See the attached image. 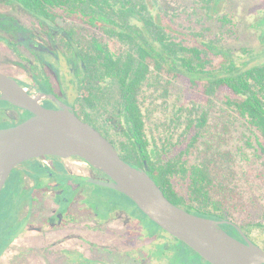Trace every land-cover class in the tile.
I'll use <instances>...</instances> for the list:
<instances>
[{"label":"trees","instance_id":"1","mask_svg":"<svg viewBox=\"0 0 264 264\" xmlns=\"http://www.w3.org/2000/svg\"><path fill=\"white\" fill-rule=\"evenodd\" d=\"M0 5L21 8L44 28L56 48L52 56L62 54L77 77L78 93L70 104L121 158L145 168L173 203L191 213L232 221L242 216L239 225L249 235L264 234V203L252 199L255 211H246L235 166L238 154L253 149L262 159L257 176L264 183V61H255L260 54L246 46H230L236 25L223 0H181L182 7H170L168 0H0ZM184 13L195 16V23L180 21ZM30 28L0 11V42L27 60L20 48L33 49ZM34 79L51 90L48 78ZM217 111L219 126L212 122ZM237 125L245 139L235 153L228 134ZM165 245H158V255H168ZM168 264H180V258Z\"/></svg>","mask_w":264,"mask_h":264},{"label":"flooded vegetation","instance_id":"2","mask_svg":"<svg viewBox=\"0 0 264 264\" xmlns=\"http://www.w3.org/2000/svg\"><path fill=\"white\" fill-rule=\"evenodd\" d=\"M43 29L40 25L39 29L32 30L34 41L33 49L30 51L33 58L27 60V64L18 63L29 79L19 78L2 69L0 72L20 84L28 95L38 96L39 93L44 92L53 94L69 104L63 98V96L68 98L63 87L59 86L58 80L55 82L51 76V72L58 76L56 67L51 65V62L42 60V54L49 55L51 58L62 56V54L52 56L56 48ZM6 35L12 37L10 33ZM72 71L74 83H76L77 77L73 68ZM35 75L48 78L51 90L38 84L34 79ZM40 103L47 108H58L57 103L45 95L40 99ZM32 115L33 113L28 109L0 99V129L15 126ZM44 160H48L49 164H46ZM96 181L109 182L111 178L79 156L43 155L18 164L12 170L0 193L1 217L5 218L8 214L6 212L12 209L11 217L14 218L12 226L5 229V235L0 238V248L5 242H8L6 250L10 247H21L23 243L18 241L24 239L26 241L32 234L42 238L54 235L55 239L42 245L45 251L43 253H46V256H43L45 264H53L49 262L47 254L51 249L62 244L66 245L60 249L59 264H80L81 259L97 261L99 264H168L171 257L180 258V264L184 261H186L185 264L191 261L192 264H212L192 247L184 245L178 241V238L162 230L160 225L151 224L130 197L126 195L127 198L117 189ZM97 186L112 189L114 195L117 194L116 197L120 198H112L111 193L100 191ZM99 206H102L103 211H97ZM232 222L234 224L222 225L230 235L244 242L249 239L264 249V237H258L256 234L251 236L239 223ZM97 234L124 237L125 244L140 243L124 252L108 249L114 259L101 262L87 256L86 247H84L87 245L89 250L95 247ZM70 241L72 245L68 244ZM162 242L166 243L167 256L157 254L158 245ZM80 243L83 244L84 249ZM34 248H36L35 245H28L24 249L27 251L25 254H31Z\"/></svg>","mask_w":264,"mask_h":264},{"label":"water","instance_id":"3","mask_svg":"<svg viewBox=\"0 0 264 264\" xmlns=\"http://www.w3.org/2000/svg\"><path fill=\"white\" fill-rule=\"evenodd\" d=\"M0 92V99L33 113L15 126L0 129V193L12 170L26 160L43 155L79 156L111 178L97 183L130 197L153 221L212 264H264L261 246L249 239L241 241L223 228L232 221L200 216L173 203L145 168L121 158L113 144L69 104L44 92L28 95L1 72ZM44 95L58 108L44 107L40 103Z\"/></svg>","mask_w":264,"mask_h":264},{"label":"rangeland","instance_id":"4","mask_svg":"<svg viewBox=\"0 0 264 264\" xmlns=\"http://www.w3.org/2000/svg\"><path fill=\"white\" fill-rule=\"evenodd\" d=\"M170 3V7H182L181 0H168ZM190 7V5L188 6ZM223 10L230 13L232 18L234 19V23L236 26L234 30V35L229 38L230 46L235 48H240L242 46H246L253 50L255 54H260L258 59L255 61H264V0H223L222 5ZM191 9V8H190ZM0 11L14 15L18 20H20L27 27H31L34 29H39L40 24L38 22H34L25 11L21 8H16L10 5H0ZM180 21L184 22L186 25H191L195 23L196 17L193 16L189 18V16L184 13L181 15ZM178 20V21H179ZM179 21V22H180ZM214 21V20H213ZM60 24L66 25L65 21H59ZM178 22V23H179ZM263 24V25H262ZM181 26V24H179ZM184 28V26H181ZM21 52L29 59H32L31 51L21 46ZM42 57L50 60L51 64L56 67L58 71V76L51 72V76L53 80L61 87H63L64 92L67 97L72 101L78 93L77 85L78 83H74V74L71 66L65 61L62 56L50 57L49 55L42 54ZM28 63L27 59L24 60L20 56H18L15 52H13L5 43L0 42V70L17 76L19 78H26V73L22 70L21 66L18 63ZM63 96V95H62ZM66 102L70 104V100L63 96ZM221 113L213 112L212 122L214 125H221L222 120L220 119ZM244 129L239 125L232 127V131L228 134V148H231L235 153L240 152V146H244ZM247 155L238 154L235 161L236 172H237V184L239 191L244 195V200L248 204V210L252 209L250 205L253 200L258 203H264V183L258 178L259 169L261 167L262 159H258L257 156L253 153V149H246ZM88 162V161H87ZM89 163V162H88ZM98 190L106 191L107 193H111L112 198H115L114 191L108 187L97 186ZM112 191V192H111ZM120 197L117 196L116 199ZM253 199V200H252ZM250 203V204H249ZM259 206H262L259 204ZM260 210L262 207L259 208ZM97 211H103L102 206L97 207ZM255 211V210H254ZM6 213L7 216L5 218L0 215V237H3V232L5 229L11 227L14 223V218L11 217V213H13L12 209H9ZM240 216L237 220H233L236 223H240ZM256 235L258 237H264V234L261 232H257ZM31 238L19 240L18 243H23L21 247H10L6 250L3 255L0 257V264H45V260L43 256H46L44 251V247L42 245L46 244L47 241H52L55 239L54 235H51L48 238H42L38 235L32 234ZM94 240V238H92ZM124 237H111L108 235H100L97 234L95 237V247H92L90 250L87 245L86 247V255L90 257H94L97 260L104 261H112L114 259L113 254L108 252V249H112L113 251L124 252L126 250H131L134 246L139 244L140 242H133L132 244H125ZM77 244V242H74ZM33 244L36 248L31 254H25L27 251L24 250L28 247V245ZM72 245V241L68 243ZM82 248L83 244L80 243ZM66 244H62L56 246L54 249H51L47 254L48 260L50 263L59 264V252H61V248H63ZM4 245L3 247H5ZM3 249V248H2ZM84 249V248H83ZM2 251V250H1ZM122 256V255H120ZM117 259V258H116ZM184 261L183 264H185ZM182 264V262H181ZM189 264H192L189 262Z\"/></svg>","mask_w":264,"mask_h":264},{"label":"built area","instance_id":"5","mask_svg":"<svg viewBox=\"0 0 264 264\" xmlns=\"http://www.w3.org/2000/svg\"><path fill=\"white\" fill-rule=\"evenodd\" d=\"M44 162H45L46 164H49V161H48V160H44Z\"/></svg>","mask_w":264,"mask_h":264},{"label":"bare ground","instance_id":"6","mask_svg":"<svg viewBox=\"0 0 264 264\" xmlns=\"http://www.w3.org/2000/svg\"><path fill=\"white\" fill-rule=\"evenodd\" d=\"M94 163H97V162H95V161H93Z\"/></svg>","mask_w":264,"mask_h":264}]
</instances>
